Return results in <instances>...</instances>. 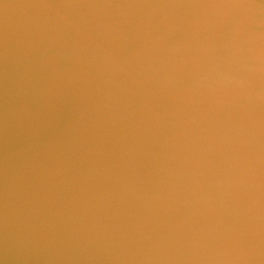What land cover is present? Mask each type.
<instances>
[{
    "label": "clouds",
    "instance_id": "9594fccd",
    "mask_svg": "<svg viewBox=\"0 0 264 264\" xmlns=\"http://www.w3.org/2000/svg\"><path fill=\"white\" fill-rule=\"evenodd\" d=\"M0 264H264V0H0Z\"/></svg>",
    "mask_w": 264,
    "mask_h": 264
}]
</instances>
